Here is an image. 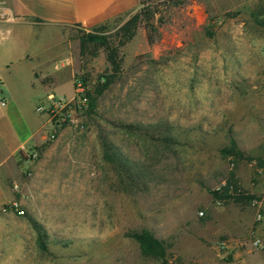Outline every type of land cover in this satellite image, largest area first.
Instances as JSON below:
<instances>
[{"label":"rangeland","instance_id":"rangeland-1","mask_svg":"<svg viewBox=\"0 0 264 264\" xmlns=\"http://www.w3.org/2000/svg\"><path fill=\"white\" fill-rule=\"evenodd\" d=\"M148 4L154 43L139 24L119 46V26ZM82 33L117 48L100 95L111 66L105 49L80 55ZM59 34L93 106L82 131L66 127L52 164L8 183L3 204L17 200L23 215L0 205V263L162 264L131 237L146 229L165 242L167 264H264V0H141L103 31ZM58 91L69 97L71 83ZM103 140L126 170L103 159ZM230 172L244 200L218 206L210 192Z\"/></svg>","mask_w":264,"mask_h":264},{"label":"crops","instance_id":"crops-1","mask_svg":"<svg viewBox=\"0 0 264 264\" xmlns=\"http://www.w3.org/2000/svg\"><path fill=\"white\" fill-rule=\"evenodd\" d=\"M0 205L8 196V183L25 184L42 167L64 151L68 130L53 141L36 111L48 93L58 91L65 79L73 87L78 67L68 51L61 30L80 27L85 32L109 25L133 12L139 0H0ZM4 34H8L7 39ZM43 39L39 42L38 35ZM71 96V95H70ZM36 151L35 161L28 159ZM28 173V174H27ZM11 201V200H10ZM9 202V201H8ZM4 205V204H3ZM1 264V263H0Z\"/></svg>","mask_w":264,"mask_h":264},{"label":"trees","instance_id":"trees-1","mask_svg":"<svg viewBox=\"0 0 264 264\" xmlns=\"http://www.w3.org/2000/svg\"><path fill=\"white\" fill-rule=\"evenodd\" d=\"M139 4H141V0H139ZM141 17L139 15L127 18L118 28L120 41L119 46H123L128 41L132 39L134 36L135 29L137 25L141 24L145 30L147 43L152 45L154 43L153 33L154 28L151 24V20L153 19L154 11L150 10V4L142 7L140 9ZM143 15V17H142ZM106 26H101L96 31H103ZM89 37H101L95 34L90 33H82L79 37V49L80 55L89 54L91 56L95 55V52L98 48L105 49L106 51V60L111 66V73L109 75H101L97 77L95 83V95H100L104 92L113 81L114 76H116L119 69V62L117 60V48L109 46L103 38V41H90ZM81 79L83 82L88 81V74L81 73ZM103 79V82L100 83L99 79ZM89 108L91 109L93 106L94 98L90 96L89 93ZM103 148V159L110 163L114 169L117 170H126V166H129L130 162L126 161L121 155L115 153L110 144H108L105 140L102 141ZM227 154H232L227 152ZM231 188L233 195L228 194V190ZM239 184L238 179L234 172H230L226 178L225 185L221 187L220 191H211V196L214 201L216 200H232L236 203L242 202L244 198L240 196L239 192ZM36 228V227H35ZM38 232V229H37ZM40 235V233L38 232ZM131 237L138 243L141 256L144 258H149L153 260H160L162 264H167L166 255H167V246L164 241L155 238L152 233L146 229H142L138 232H134L131 234ZM40 238V237H39Z\"/></svg>","mask_w":264,"mask_h":264},{"label":"built area","instance_id":"built-area-1","mask_svg":"<svg viewBox=\"0 0 264 264\" xmlns=\"http://www.w3.org/2000/svg\"><path fill=\"white\" fill-rule=\"evenodd\" d=\"M5 6L3 2L0 1V13H5ZM81 73H78L73 78L72 94L69 97L55 95L53 93H48L45 96L44 101L40 102L35 111L45 119L48 124L49 129L46 133L47 141H53L59 131L63 128H73L77 131H82L84 129L83 118L85 113L89 110V93L90 86L89 81L83 82L81 79ZM102 83L103 79H99ZM37 157L36 151H29L28 159L34 160ZM225 185L223 181L219 186H217L213 191H220L221 187ZM228 194L233 195L231 188H229ZM238 193V191L236 192ZM221 200H216V205H221ZM2 212H14L19 216L23 215V209L20 207L17 200H11L1 207ZM202 212H199V216H202ZM257 220H261V215H257ZM258 243V240H256Z\"/></svg>","mask_w":264,"mask_h":264},{"label":"water","instance_id":"water-1","mask_svg":"<svg viewBox=\"0 0 264 264\" xmlns=\"http://www.w3.org/2000/svg\"><path fill=\"white\" fill-rule=\"evenodd\" d=\"M90 41H102L103 38L102 37H89Z\"/></svg>","mask_w":264,"mask_h":264}]
</instances>
